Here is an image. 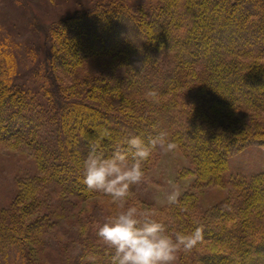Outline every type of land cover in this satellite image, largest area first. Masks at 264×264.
<instances>
[{
  "label": "trees",
  "instance_id": "16d2710c",
  "mask_svg": "<svg viewBox=\"0 0 264 264\" xmlns=\"http://www.w3.org/2000/svg\"><path fill=\"white\" fill-rule=\"evenodd\" d=\"M41 30L46 56L34 75L45 89L32 95L0 36V147L28 150L38 171L17 179L16 196L0 209V259L40 264L46 238L66 225L74 238L54 251L58 264H109L84 215L65 217L110 199L80 182L81 160L97 136L108 133L110 154L155 125L188 161L180 175L194 178L193 188L230 192L203 211L192 192L164 208L128 203L172 231L202 226L178 264H264V173L226 181L231 156L248 145L264 149V0H95Z\"/></svg>",
  "mask_w": 264,
  "mask_h": 264
},
{
  "label": "rangeland",
  "instance_id": "374dc122",
  "mask_svg": "<svg viewBox=\"0 0 264 264\" xmlns=\"http://www.w3.org/2000/svg\"><path fill=\"white\" fill-rule=\"evenodd\" d=\"M94 1L0 0V36L2 41L6 40L9 51L14 54L18 82L31 95L37 91L40 93L41 88L45 89L41 87L44 82L35 78L34 75L37 62L44 60L46 56L45 38L41 27L56 23L63 17L70 16L75 10L86 8ZM47 46L49 47V44ZM189 166L188 161L178 149L172 151L157 149L152 163L145 170L148 179L139 185L132 186L130 191L133 195L129 197V200L140 202L143 208L145 206L164 208L171 204L167 197L172 191L173 183L179 185L180 196L186 192L194 194L200 211L213 207L227 198L230 191L226 187L202 185L201 188H193L194 178H182L180 175L181 171ZM37 173L31 152L14 151L7 149L6 146L0 147V209L9 206L16 196L17 179L35 176ZM257 173H264V149L257 145H248L228 159L226 181ZM114 207L119 206L113 204L108 198H95L81 203L76 207L77 209L70 208L65 217H74L75 221L79 218L78 214H83L84 221L87 220V230L92 231L96 229L97 223H103L108 216L112 215ZM57 227L45 240L47 251L39 255L40 264H58L60 258L54 251H57L60 246L67 245L70 237L74 238V233H71L69 226ZM14 258V254H11L7 259H0V264H15Z\"/></svg>",
  "mask_w": 264,
  "mask_h": 264
},
{
  "label": "clouds",
  "instance_id": "9594fccd",
  "mask_svg": "<svg viewBox=\"0 0 264 264\" xmlns=\"http://www.w3.org/2000/svg\"><path fill=\"white\" fill-rule=\"evenodd\" d=\"M146 95L158 97L155 89ZM103 136L87 143V152L81 160L80 182L87 191L102 193L120 210L97 223L96 237L109 252V264H176L178 255L190 252L202 239V226L187 231H172L169 224L152 211H141L129 204L132 186L145 182L144 162L153 151H172L177 148L169 134L152 126L148 135L125 136L109 154ZM85 136V134H84ZM86 138V137H85ZM167 199L179 203V185L173 183Z\"/></svg>",
  "mask_w": 264,
  "mask_h": 264
}]
</instances>
